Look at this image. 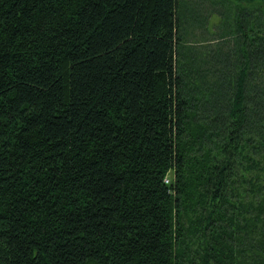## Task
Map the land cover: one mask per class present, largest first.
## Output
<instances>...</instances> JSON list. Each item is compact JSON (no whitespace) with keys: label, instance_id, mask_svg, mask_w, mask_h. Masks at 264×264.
<instances>
[{"label":"trees","instance_id":"16d2710c","mask_svg":"<svg viewBox=\"0 0 264 264\" xmlns=\"http://www.w3.org/2000/svg\"><path fill=\"white\" fill-rule=\"evenodd\" d=\"M0 264H264V0H0Z\"/></svg>","mask_w":264,"mask_h":264},{"label":"rangeland","instance_id":"374dc122","mask_svg":"<svg viewBox=\"0 0 264 264\" xmlns=\"http://www.w3.org/2000/svg\"><path fill=\"white\" fill-rule=\"evenodd\" d=\"M203 29L200 30H195V38H191V45H193V47H205L206 45L209 47H217V44L222 46V47H234V44H232V42H226V44L224 43L226 40H206L207 36L210 37L209 35H206L207 33H203L202 31ZM210 39V38H209Z\"/></svg>","mask_w":264,"mask_h":264},{"label":"built area","instance_id":"2783aa9c","mask_svg":"<svg viewBox=\"0 0 264 264\" xmlns=\"http://www.w3.org/2000/svg\"><path fill=\"white\" fill-rule=\"evenodd\" d=\"M165 181L168 183L169 182V178H166Z\"/></svg>","mask_w":264,"mask_h":264}]
</instances>
